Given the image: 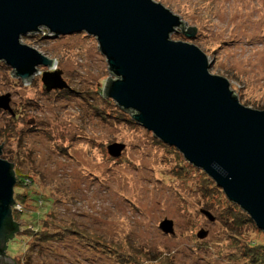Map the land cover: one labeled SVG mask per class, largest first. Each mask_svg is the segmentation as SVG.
Segmentation results:
<instances>
[{"label":"rangeland","instance_id":"1","mask_svg":"<svg viewBox=\"0 0 264 264\" xmlns=\"http://www.w3.org/2000/svg\"><path fill=\"white\" fill-rule=\"evenodd\" d=\"M153 1L179 17L184 32L196 31L189 38L181 26L171 40L198 46L212 63V75L226 78L244 106L264 111V0ZM22 43L54 60L55 67L38 66L39 73L24 83L0 62V98L9 97L12 111L0 109L1 157L20 180L14 188L18 234L31 227L27 221L43 217L27 214L36 202L48 214L44 218L57 214L61 223H72L129 257L139 254L149 264H158L155 258L195 264L201 243L210 244L209 255L216 258L230 252L231 234L256 236L249 227L226 226L222 207L201 196L194 176L175 172L179 161L132 113L127 115L135 124L116 119L120 110L105 89L117 78L95 38L85 33L49 37L44 29ZM55 72L68 88L46 90L43 74ZM104 110L108 118L103 120L99 112ZM114 144L125 146L120 157L110 155ZM166 221L173 223V233L162 228ZM90 242L71 237L35 256L27 244L12 243L6 253L20 264H119L121 254L109 258L92 252Z\"/></svg>","mask_w":264,"mask_h":264},{"label":"water","instance_id":"2","mask_svg":"<svg viewBox=\"0 0 264 264\" xmlns=\"http://www.w3.org/2000/svg\"><path fill=\"white\" fill-rule=\"evenodd\" d=\"M184 25L153 0H0V62L27 83L38 66L55 63L23 37L46 29L49 37L95 38L117 78L107 82L105 97L202 170L264 233V111L244 106L226 78L212 75L198 46L170 39ZM42 81L47 91L68 88L60 72ZM9 103L0 98V109L12 112ZM124 149L114 144L109 152L120 157ZM1 155L0 147V264H16L3 251L19 231L12 212L17 179ZM172 225L162 228L173 233Z\"/></svg>","mask_w":264,"mask_h":264},{"label":"trees","instance_id":"3","mask_svg":"<svg viewBox=\"0 0 264 264\" xmlns=\"http://www.w3.org/2000/svg\"><path fill=\"white\" fill-rule=\"evenodd\" d=\"M108 105H113V104L109 103ZM118 109L120 110V113L116 114L117 116L116 119L118 121H121L122 123L135 124L133 123L131 117L127 115L128 113L124 112L120 108ZM105 114H106L105 110L103 112H99V115L103 120L105 118H108L107 115L104 116ZM165 148L168 150L167 152L169 154H171L173 157H175L176 160L179 161V164L177 166L178 169L177 171L175 170V172L181 174L180 172L182 171L184 175L188 174L190 179H192L190 175L194 176L193 183H195V185L197 186L201 196H204L205 198L210 200L214 205L218 204L219 206L222 207L220 220H222L224 224H226V226H230L231 228L249 227L250 229L252 230L254 229L257 232L256 236L253 238H249L241 235L234 236L231 234L232 240H231L230 252L227 253L219 252V255L216 258H213L211 257V255H209L210 244L205 242L201 243L202 246L201 247L199 246L196 249L198 252L194 254L196 257V259H194V263L195 264H264V236L262 232L257 228L255 223L252 221V219L245 212H243L239 206L230 202L224 195L223 191L202 170L196 169L190 164H188L184 160L182 154L179 153L174 147L165 145ZM191 170L193 171L194 174H191ZM13 172H14V168H13ZM14 175L17 178L15 172ZM19 181L17 179L16 185L18 183L20 184ZM14 194L17 195V192L14 191ZM35 200L37 201V199H33L32 201ZM40 200L38 201V203L40 202ZM32 205L33 206L31 210H29L27 214L28 215L36 214L39 217L42 215L43 217H40V220H38L39 218L37 219L35 218L32 221H27V223H29L31 227L27 225L22 230V232L18 234L21 226L16 221V219H14V213H15L14 211H16L14 209L15 206H17V201L15 200V196H14V205L12 207V212H13L14 222L18 225L19 231L13 234L12 237L8 236L7 245L5 250L3 251L5 256H7L6 252L10 248L12 243L15 244L22 243L24 245L23 246L21 244L23 247H26L28 245V250L32 252L33 255L35 256L38 255V253H36L37 250L41 252L42 250L49 247L50 251H54V248L57 247L56 245L65 242L67 239L72 237L80 242L84 240L87 243L91 239L88 248L92 252H96L98 254L101 253L102 255H105L107 257H109V254L112 253L113 254L118 253L119 255L121 254V256L116 258L119 264H149L150 263V261L145 260L139 254H133L135 258L129 257V254H127V252L125 251L121 252L119 248L110 246V244L107 241L105 242L104 240L99 238H92V236H89L82 230L77 229L75 226H73L74 224L72 223H61L60 221H58L59 217L57 216V214L56 215L52 214L50 218H44V216L48 214L40 210L42 207L39 205L41 204H36V202H34ZM258 235H260L262 239L259 240L256 239ZM197 239H199V237ZM55 254L57 255V257H59V253H55ZM154 256L158 257L159 255H154ZM155 259H157L158 262L156 263L158 264H165L167 262L166 260L162 261V258L159 259L155 258ZM14 262L16 264H20L18 260ZM28 264H31V262H29Z\"/></svg>","mask_w":264,"mask_h":264}]
</instances>
